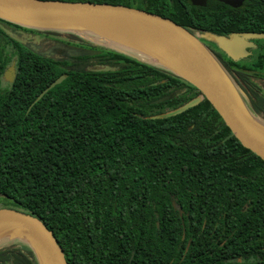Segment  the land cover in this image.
Listing matches in <instances>:
<instances>
[{"label":"trees","instance_id":"trees-1","mask_svg":"<svg viewBox=\"0 0 264 264\" xmlns=\"http://www.w3.org/2000/svg\"><path fill=\"white\" fill-rule=\"evenodd\" d=\"M139 2L168 16L170 0ZM190 20L198 32H264V0H211ZM62 32L0 18V207L39 217L68 264H264V159L205 97L173 114L201 91L152 60L93 41H59L64 56L47 57L28 40ZM254 42L250 56L224 54L222 64L264 122V39ZM13 60L15 80L3 86ZM0 264L38 261L12 239L0 243Z\"/></svg>","mask_w":264,"mask_h":264},{"label":"water","instance_id":"water-1","mask_svg":"<svg viewBox=\"0 0 264 264\" xmlns=\"http://www.w3.org/2000/svg\"><path fill=\"white\" fill-rule=\"evenodd\" d=\"M222 1L236 7L242 5L243 0ZM192 2L203 4L205 0ZM0 18L27 27L65 31L61 34L71 36L76 34L82 39L87 38L106 47H119L152 60L201 91L200 97L180 106L173 114L185 111L205 97L236 138L264 159V122L250 110L243 98L244 92L236 86L204 41L176 21L123 4L70 0H0ZM94 26L115 30L139 44L142 50L113 40L96 31ZM87 36H95L99 40ZM203 36L229 58L238 61L251 55V50L257 46L254 40L264 39V32H205ZM34 48L43 54L37 46ZM75 68L74 65L67 66L68 70ZM67 76V73L58 76L40 92L33 103ZM15 77L16 60H13L4 71L3 79L12 83ZM172 96L167 94L151 103H161ZM12 239L27 243L34 251L38 264H68L53 230L39 217L26 210L0 207V243Z\"/></svg>","mask_w":264,"mask_h":264},{"label":"flooded vegetation","instance_id":"flooded-vegetation-1","mask_svg":"<svg viewBox=\"0 0 264 264\" xmlns=\"http://www.w3.org/2000/svg\"><path fill=\"white\" fill-rule=\"evenodd\" d=\"M134 3L131 5L132 7L144 9L138 6L140 3L139 0H133ZM211 0H205L203 4L201 3H194L192 0H179L178 2H174V0H170V4L166 8V13L167 17L176 21L177 23L181 24L184 22L185 24H181L185 27H187L190 31H192L194 34H196L204 43L206 46L212 51V53L220 60L221 63L226 62L225 59V53L221 51L216 44L207 41L203 34L205 32H198V28L195 25H191V20L190 18L193 17L195 18L197 14L203 15L204 12V7L207 5V3ZM220 3H225L222 0H214ZM244 1H242V5L244 4ZM226 4V3H225ZM125 5V4H123ZM242 5L236 6V7H241ZM129 6V5H127ZM146 10V9H144ZM198 10V11H197ZM148 11V10H146ZM174 17H176L178 20H175ZM182 21V22H179ZM42 35L43 41L37 42L36 38L38 36ZM61 33H39L36 34L35 36H29L28 40L29 41H35L39 44L38 49L42 52L45 53V55H50V57H55V58H61L64 55L58 51L54 50V47L57 46L58 42H65L67 44L73 45V46H79L78 42H74L76 40L70 38V37H63ZM69 36V35H67ZM72 37V36H71ZM35 38V39H34ZM34 39V40H33ZM46 45V47L43 49V45ZM82 45V44H81ZM225 54V55H224ZM93 67V66H91ZM90 67V68H91ZM242 259L240 258L239 261Z\"/></svg>","mask_w":264,"mask_h":264},{"label":"bare ground","instance_id":"bare-ground-1","mask_svg":"<svg viewBox=\"0 0 264 264\" xmlns=\"http://www.w3.org/2000/svg\"><path fill=\"white\" fill-rule=\"evenodd\" d=\"M94 28L96 31L100 32L101 34H104L105 36L113 40L132 46L133 48L142 50V47L139 44H137L136 42L132 41L130 38L126 37L125 35L115 30H112L110 28L99 27V26H94Z\"/></svg>","mask_w":264,"mask_h":264},{"label":"rangeland","instance_id":"rangeland-1","mask_svg":"<svg viewBox=\"0 0 264 264\" xmlns=\"http://www.w3.org/2000/svg\"><path fill=\"white\" fill-rule=\"evenodd\" d=\"M65 35H61V36H63V37H71V35H69V36H67V34L66 33H64ZM29 37V36H28ZM73 37V36H72ZM89 39H94V40H99L98 39V37H95V36H87ZM23 39V41H27V37L26 38H22ZM35 39V38H34ZM33 39V40H34ZM42 39V35H40V36H38L37 38H36V41L37 42H40V41H43V40H41ZM85 40H77V39H75L74 38V40H76V41H74V42H78V44H83V43H87V42H85V41H88L87 40V38H84ZM46 47V45L44 44L43 45V49ZM7 84H8V82L7 81H5L4 79H2V85L3 86H7ZM263 86H264V82H263Z\"/></svg>","mask_w":264,"mask_h":264}]
</instances>
